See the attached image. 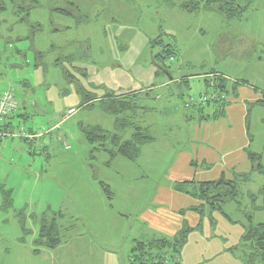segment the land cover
<instances>
[{"label":"rangeland","instance_id":"374dc122","mask_svg":"<svg viewBox=\"0 0 264 264\" xmlns=\"http://www.w3.org/2000/svg\"><path fill=\"white\" fill-rule=\"evenodd\" d=\"M33 1L0 0V93L9 90L20 104L27 99L35 104L25 119L12 120L17 130L45 133L57 126L36 140L34 155L26 159L28 142L8 141L22 143L25 154L9 152L1 162L0 264H130L131 241L151 236L139 213L165 179L175 150L184 147L186 131L179 120H165L170 110L179 116L175 99L151 96L148 112L133 108L118 118L97 102L82 104L158 85L165 75L154 59L161 47L152 42L169 45L172 37L179 45L172 69L221 72L264 96V0L233 20L214 11H185L195 0ZM20 8L29 9L28 15ZM202 83L192 81L184 93H201ZM69 107L77 112L64 119ZM146 117L159 122L151 133L156 142L141 144L136 161L111 158L99 143L91 146L85 139L86 129L100 127L120 143L131 142V124L141 127ZM171 125L169 135L165 129ZM248 125L250 151L264 166V105L250 110ZM249 178L235 202L217 203L220 211L204 207L202 229L188 236L180 264H243L241 235L248 216L254 225L264 224L259 194L264 180L256 173ZM53 219L59 245H37L41 222Z\"/></svg>","mask_w":264,"mask_h":264},{"label":"crops","instance_id":"0c3cea01","mask_svg":"<svg viewBox=\"0 0 264 264\" xmlns=\"http://www.w3.org/2000/svg\"><path fill=\"white\" fill-rule=\"evenodd\" d=\"M200 10H202V8ZM174 38L175 37H172L173 41L170 45L173 46V52L175 54L174 59H176L179 45ZM159 71L163 72L165 76L161 79L158 85L149 87L143 91L129 93H132L131 97H133V99H131V101L134 103L133 107L148 112L149 108H147V105L151 96L156 100H160L161 98H164L165 100L175 99L174 103L176 109L179 111V116L174 115L175 109L170 110L171 116L168 114L165 120L171 118L170 124H174V121L177 120H179L181 124L183 123L181 126L182 130L186 131L184 134V141L186 140V142H184V147L182 149H179V146L175 150V155H177L172 158L165 179L157 185L150 198L149 204L141 211V213H139L140 222L142 225L146 226L148 232L151 233L150 239L144 241H131L128 259L130 258L133 242L147 243L152 240L160 239L172 240L184 227L191 230L187 233V240L188 236L194 231L202 229L204 214L200 215L199 212L200 210L204 212V207L206 205L198 199L175 191V184L183 182H194L197 184L211 183L217 182L221 178L227 182H232L233 180H236L237 176L248 175L251 177V175L254 174L251 172V164L247 157L249 153L255 155V153L250 151L251 138L248 119L250 110L253 107L264 105V96L258 92V89L249 85L245 80H230V77L221 72L195 75L187 74L184 70L172 69L171 67L168 69L166 68V70L164 69L163 71L159 69ZM215 79L224 81V92L220 91L219 93L215 90ZM192 81H203L201 85H198L200 91L197 90L201 93H197L194 96H188L184 91L190 89V83ZM201 89L203 91H201ZM6 91L9 90H4L1 93ZM153 92H155L154 96L152 94ZM212 93L216 95L215 101L223 99L225 102L223 108L224 115L216 120L212 119V116L215 114L213 103L207 104L206 106H199L188 102V100L195 98L200 94L209 95ZM34 106L35 104H33L30 99H27L20 104L19 114L15 118L21 116L22 119H25V114ZM84 106L87 107L88 105L85 104ZM71 108L72 107H69L67 110ZM199 108L204 109L202 114L198 112ZM123 114L130 115L132 114V111H125ZM110 116L118 118L120 115L118 117L114 115ZM70 117H66V112L65 115L63 114L64 119ZM201 117L207 118L201 121ZM158 123L155 124L154 122H149L146 117L145 123H143L141 127L135 126L136 128L142 129L144 133L151 138V141L143 143V146L156 142L155 137H153L154 135H151V133H153L154 126L155 128L159 126ZM56 126L57 125L54 127ZM181 126H177L176 128L181 130ZM133 127L134 125L131 124L132 129H130L134 131ZM53 128L45 130V133H42L41 136L32 140H21L25 143L28 142L27 145L24 144L25 149L28 151V156H25L23 159L34 155L35 150L33 151L32 149L37 142L36 140L50 134ZM101 129L111 134L103 128ZM174 129L175 127L171 125L165 130L171 135V132ZM27 131L31 134H37V132H32L30 129ZM132 139L133 135H131V140ZM3 141L8 144V141L10 140ZM3 141H0V169H4L1 164V162L4 163V154L11 152L18 157H23L25 154V149H23L22 143L13 141L9 142L8 145L3 146ZM142 145L138 148V153L133 161H136V159L140 157ZM42 149L44 152L42 155L47 156L48 150L46 147H43ZM19 159V162L23 161V159ZM29 159L31 158H28L26 161ZM8 176L9 175H7L6 178ZM249 181L250 178L248 182L237 180L238 190L241 184H247ZM105 191L109 193L107 190ZM193 209L197 211H193ZM183 247L180 249L177 264H180V255Z\"/></svg>","mask_w":264,"mask_h":264},{"label":"trees","instance_id":"16d2710c","mask_svg":"<svg viewBox=\"0 0 264 264\" xmlns=\"http://www.w3.org/2000/svg\"><path fill=\"white\" fill-rule=\"evenodd\" d=\"M27 1V0H23ZM34 2L33 0H31ZM255 0H195L191 4H185L183 8L187 12H198L201 8L205 11H214L221 15L225 19L233 20L237 19L238 15L242 13L247 7L252 5ZM244 2V6L241 5ZM246 5V6H245ZM20 10L26 11L27 15L29 9L20 8ZM58 14L68 15L64 10H55ZM159 45L161 47V53L158 54L154 59L156 64H159V69L162 71L166 68H170V59L174 60V52L172 45H163L162 41H153L152 47ZM216 88L219 93L224 92V81L215 79ZM132 93L122 96H114L105 100H88L85 101L82 106L87 104L92 106L94 102L101 105L103 111L109 115L118 117L125 111H132L134 103ZM105 102V103H104ZM215 114L212 119L223 117V108L225 102L223 99H219L213 102ZM86 107V106H85ZM204 109L199 108L198 112L203 113ZM207 117H201V121ZM122 126V125H121ZM133 139L131 142L120 143L117 136H113L100 127H91L86 129L84 136L89 145L92 146L94 142L99 143L105 152H110L111 158L119 156L127 160L133 161L138 153V148L141 144L151 141V138L143 133L144 131L140 128L133 127ZM143 131V132H142ZM109 145L107 149L106 146ZM113 151H111V149ZM95 151V149H93ZM248 160L251 164V172L261 175L264 180V166L260 163L258 155L248 154ZM237 180L241 182H248L249 176L242 175L233 180L227 182L223 178L217 182L211 183H194V182H183L174 185L175 191L188 195L192 198L198 199L204 203V205L210 206L211 210H221L220 205H224L228 202H235L238 197V184ZM259 194L263 199V210H264V184L260 189ZM254 197V196H253ZM252 198V196H250ZM253 199V198H252ZM193 211H197L194 210ZM199 212V211H198ZM200 215H203V211L200 210ZM191 230L184 227L172 240L160 239L152 240L147 243L136 242L134 243L129 258L130 264H163L167 259L174 260L178 259L180 249L186 242L187 233ZM37 245L54 249L59 245V230L56 219L46 222L43 220L38 230ZM242 248L244 254L241 257L243 264H264V224L254 225L252 217L248 216L247 225L243 228L241 235ZM177 264V262H176Z\"/></svg>","mask_w":264,"mask_h":264},{"label":"built area","instance_id":"2783aa9c","mask_svg":"<svg viewBox=\"0 0 264 264\" xmlns=\"http://www.w3.org/2000/svg\"><path fill=\"white\" fill-rule=\"evenodd\" d=\"M172 62V59H170ZM168 62V64H170ZM216 95L214 93L206 95L200 94L195 98L188 100L189 103H193L199 106H206L215 101ZM20 110V103L16 100L14 95L10 91H6L0 94V141L3 140H24L29 141L42 135L41 132L31 134L28 131L17 130L12 120L18 116ZM77 112L76 109L71 108L66 111V117L73 116ZM11 128V129H9ZM178 259H167L163 264H176Z\"/></svg>","mask_w":264,"mask_h":264}]
</instances>
